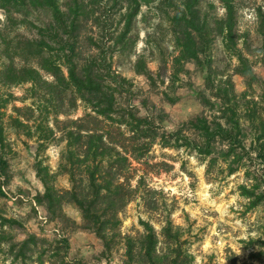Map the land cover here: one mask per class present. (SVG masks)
<instances>
[{"label":"trees","instance_id":"16d2710c","mask_svg":"<svg viewBox=\"0 0 264 264\" xmlns=\"http://www.w3.org/2000/svg\"><path fill=\"white\" fill-rule=\"evenodd\" d=\"M145 1L0 0V8L8 23L5 29H0V84H29L34 102L39 103L38 111L33 107H15L17 115L10 116L8 125L27 138L36 140V172L45 186V193L39 194L35 201L48 225L72 226L73 231L93 233L102 242L104 255L112 254L122 243L126 252L125 264H193L192 255L184 250L181 232L171 220L167 221L161 234L149 222L143 221L144 233L138 237H124L121 231V215L141 193L144 184L142 181L137 186L132 185L135 162H141L149 154L161 135L166 140L164 146L170 147L174 145L167 141V137H171L172 141L177 136L178 143L181 133L160 134L157 126L168 124L166 112L158 109L150 98L137 103L132 80L114 71V54L109 61L105 53L106 49H125L132 44L130 37L134 21L139 17ZM233 2L223 0L226 16L213 24L204 20L195 4L190 2L172 19L180 50V57L175 62L173 84L179 79L186 62L211 68L213 60L207 52L218 38L226 51L238 58V74L247 77L251 83L256 81L249 60L239 48L238 11ZM258 13L264 48V12L259 9ZM44 14L49 16L48 20L44 19ZM116 14L121 15L124 24L119 30H115L114 21L111 22ZM19 27L33 28L34 37L24 40L15 37L14 31ZM133 43L136 45L137 37ZM85 44L97 54L82 60L80 48ZM18 58L24 61V65L17 64ZM31 62L33 65H30ZM180 66L182 69L177 70ZM134 71L153 82L146 62L139 60L134 65ZM224 84L226 88L220 87L216 92L212 77H207L208 88L221 103L219 119L225 124L217 117L212 122L204 116L196 117L188 123V128L198 139L191 141L187 138L186 145L181 146L210 156L216 145L223 143L229 146L227 157H238L240 153L250 155L246 139H243L246 137L242 136L240 120L236 119L235 104L231 105L235 85L231 80ZM163 95L166 101L176 104L177 99H172L167 92ZM197 96L205 106L217 108L203 92L197 93ZM262 97L264 102V95ZM79 103L86 109L85 117L69 119L70 110H76ZM5 106L0 101V197L9 199L6 188L11 185L13 175L11 160L7 156L11 154L12 146L6 133ZM28 109L33 115L39 113L38 117L25 116L24 112ZM62 115L67 119L61 121ZM257 122L252 121L257 135L251 147L258 159H264V119L260 118ZM53 145L63 146L58 173L45 167L40 160ZM239 149L242 152L239 153ZM58 176H68L71 188L58 189ZM146 192L148 195L144 196V201L147 209L157 212L159 202L155 197L158 193ZM248 194L255 196L252 192ZM260 203L256 201L254 205ZM66 205L76 207L82 216L81 225L67 216L64 211ZM48 225L41 229L40 235L31 234L18 219L0 214V254L5 252L4 244H8L7 253L12 264H77L62 257L64 250L68 252L70 248L69 240L50 239L46 233ZM8 230L25 231L27 237L22 242H16ZM253 244L261 250L254 257L263 260L264 242Z\"/></svg>","mask_w":264,"mask_h":264},{"label":"rangeland","instance_id":"374dc122","mask_svg":"<svg viewBox=\"0 0 264 264\" xmlns=\"http://www.w3.org/2000/svg\"><path fill=\"white\" fill-rule=\"evenodd\" d=\"M233 1L238 11L239 48L254 71L256 81L253 83L244 75L238 74L240 62L237 57L226 51L220 38L214 41L211 50L207 52L213 60L211 68L196 62H186L184 70L181 66L177 69H182V73L179 79L172 83L176 73L175 62L180 57L172 19L190 2L195 4L194 7L200 11L204 20L207 19L213 24L226 16L223 0H146L139 17L134 21V31L130 37L132 44L125 49L119 47L114 51L106 49L105 52L109 61L114 54L113 70L132 80V91L137 103L150 98L158 109L166 112L168 124L165 127L162 124L157 126L160 134L181 132L178 143L177 136L172 141L171 137H167V141L174 145L170 147L164 146L166 140L161 135L149 154L141 162H135L133 169L136 173L132 178V185L137 186L142 181L144 184L141 193L121 215L122 234L124 237L140 236L144 233L142 221L149 222L156 232L161 234L167 221L171 220L174 227L181 232L184 250L192 255L193 264H264V256L263 260L254 257L255 253L261 251L260 247L253 246L255 242H264V159H258L251 147L257 135L252 121L258 123V119H264V48L258 13L259 9L264 12V0ZM44 15V19L48 20L49 16ZM111 22L115 30L124 27L120 14L112 16ZM7 25V17L0 8V29H5ZM34 34L35 30L27 27H19L14 31V36L23 40L33 38ZM136 37L135 45L133 41ZM80 49L82 60L97 54L87 44ZM139 60L147 63L153 75V82L135 73L134 65ZM1 63L0 60V65ZM17 64L24 65V61L18 58ZM30 65H33V62ZM208 76L212 77L216 92L220 87L225 89L224 83L227 81L234 83L235 96L231 98V105L235 104L238 116L236 119L240 120L242 136L246 137L243 139H246L245 144L250 155L240 153L242 150L239 149L238 157H227L229 146L223 143L217 144L210 156L181 146L186 145L187 138L191 141L198 139L188 128L192 119L204 116L212 122L216 117H221V103L207 86ZM31 87L29 84H0V101L6 105L3 110V113H6V133L12 146V152L9 151L11 154L7 157L11 160L13 175L11 185L6 188L9 199L0 197V214L18 219L29 233L40 235L41 229L48 224L42 209L35 201L39 194L45 193V186L36 172L38 145L36 140L27 138L8 125L10 116L17 115L14 112L15 107H33L38 111L39 103L34 102ZM164 92L172 99H177L176 104L166 101ZM201 92L216 104L217 108L202 104L197 96V93ZM225 94L224 92L223 96ZM24 115L32 117L33 114L28 109ZM34 115L38 117L39 113ZM85 115L86 109L81 103L76 110L71 109L68 114L71 120L81 119ZM159 115L158 113L157 117ZM251 117H255L254 120H251ZM66 119L64 115L60 117L61 121ZM219 121L225 124L224 120ZM62 149L63 146L53 145L41 156L40 160L44 162V166L50 167L54 173L59 172ZM56 187L60 190L70 189L69 177L58 176ZM146 191L158 193L155 197L159 202L157 212L147 209L144 201V196L148 195ZM250 192L255 196H250ZM256 201L261 203L256 206ZM64 211L69 218L79 225L82 224V216L75 206L66 205ZM65 227L67 226L48 225L46 233L50 239H57L55 241H61L63 238L69 240L68 252L64 250L62 253V257L68 258L69 262L125 264L126 252L122 243L112 254L104 255L103 244L93 233L73 231L72 226ZM8 233L16 242H22L27 237L26 232L21 230H8ZM57 234L59 235L56 236ZM7 245L4 244L5 252L0 254V264H12Z\"/></svg>","mask_w":264,"mask_h":264}]
</instances>
